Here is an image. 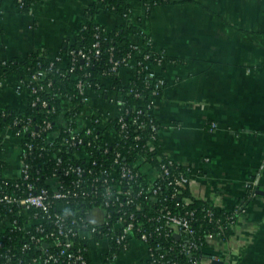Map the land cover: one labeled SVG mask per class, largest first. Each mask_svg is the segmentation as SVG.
<instances>
[{
  "label": "crops",
  "instance_id": "0c3cea01",
  "mask_svg": "<svg viewBox=\"0 0 264 264\" xmlns=\"http://www.w3.org/2000/svg\"><path fill=\"white\" fill-rule=\"evenodd\" d=\"M88 4L39 0L26 14L14 0H0V108L24 111L28 99L17 74L3 76V62L33 51L56 57L65 39L76 37ZM133 8L146 18L143 2ZM96 20L109 28L127 23L106 9ZM148 23L155 51L178 59L153 66L164 80L152 113L165 154L190 168L192 194L218 209L234 210L252 186L232 235H209L205 250L232 264H264V0H174L154 7ZM133 75L131 66L121 70L124 83ZM20 156L12 130L0 132L9 176L20 174ZM90 244L92 264H148L141 240L112 259L106 240Z\"/></svg>",
  "mask_w": 264,
  "mask_h": 264
},
{
  "label": "built area",
  "instance_id": "2783aa9c",
  "mask_svg": "<svg viewBox=\"0 0 264 264\" xmlns=\"http://www.w3.org/2000/svg\"><path fill=\"white\" fill-rule=\"evenodd\" d=\"M137 1L143 2L146 15L149 7L143 0ZM132 12L134 15V8ZM134 39L135 54L113 61V70L124 63L122 69L131 66L135 75L145 70L149 77H159L149 94L136 93L141 98L139 106L147 107L153 117L150 120L152 133L144 131L145 121L135 114L136 104L132 110L126 107L125 97L131 94V90L123 93L112 89V81L105 76L106 73L101 77L104 89L97 87L95 90L94 84L88 81V72L82 75L76 72V59L80 58L87 66L98 59L99 42L94 44L95 53L85 49L71 50L61 58L65 66L70 65L66 77L69 75V87L81 96V103L76 102L74 93H54L51 79L44 83L47 73L42 70L26 77V83L37 85L34 89L30 90L25 82L20 81L28 96L37 91L49 94L48 101L37 98L33 105L41 102L42 107H48V122L43 129L48 130V164L52 163L53 167L48 175L41 176L46 162L41 160L33 164L27 160L33 149L26 140L28 126L16 131L10 127L21 142L20 174L13 177L4 168L0 169V264H16L17 254L30 255L32 252H38L40 256L34 257L30 264H49L62 257L66 264H88L80 249L73 250L75 237L89 242L106 240L109 250L113 243H117L124 248L123 251L138 239L146 243L149 259L153 257L148 233L137 228L134 218L136 212L143 211L142 203L148 197L153 202L159 200L161 186L157 182L162 175L141 149L156 151L154 139L158 136L159 124L152 113L153 97L163 88L164 80L153 66H164L168 56L165 52L155 51L153 39ZM138 57L147 61L145 66ZM52 59L60 60L58 56ZM52 69L53 62L48 72ZM105 79L110 80L109 85L104 83ZM129 113H132L131 118ZM137 113L142 114V110ZM53 117L55 121L51 119ZM154 119L157 123L153 122ZM37 132L33 131L32 135H39ZM24 140L28 151L23 150ZM52 146H55L54 150H51ZM157 159L162 161L163 158L157 154ZM178 166L168 156L167 162H161L165 175L170 177L168 185L175 186L173 195L180 191L178 186H186L190 180L189 169L179 173L171 171V167ZM185 201L190 202V199ZM84 204L89 206L85 219L68 216L69 211L77 213ZM243 210L236 211L237 215ZM96 211L100 212L101 221H96ZM231 218L228 228L232 231L237 219ZM161 219L169 233L191 239L192 231L186 217L166 206L158 216V220ZM85 220L88 224L84 223ZM14 235L21 244H6ZM51 244L59 250L58 253L50 252ZM214 260L221 258L210 255L196 263L212 264Z\"/></svg>",
  "mask_w": 264,
  "mask_h": 264
},
{
  "label": "trees",
  "instance_id": "16d2710c",
  "mask_svg": "<svg viewBox=\"0 0 264 264\" xmlns=\"http://www.w3.org/2000/svg\"><path fill=\"white\" fill-rule=\"evenodd\" d=\"M18 9L22 13H30L32 8L39 0H14ZM146 6L149 7L146 13V18L143 20L142 17H135L133 15L132 9L133 4L136 0H89L88 7L84 11L85 21L80 25L77 35L74 40L65 39L62 47L59 49L57 56L60 60L53 61L52 58L48 56L46 52L33 51L23 60L20 59H7L3 62L4 73L3 76L6 77L10 74H17L20 81L26 83V77L40 70L47 73V78L44 83H47L51 79L52 91L70 93L74 92L69 87V75L68 69L70 65L62 62L61 58L66 53L71 50H91L95 53L94 44L96 42L100 43V54L98 59L91 62L88 66L86 63L82 62L81 59H76L75 63L77 66L76 72L78 75H82L85 72L90 74L88 81L94 84V89H104L102 84V76L110 78L112 81V89L120 92H126L131 90V94L125 97L126 107L132 110L133 105L136 104L137 110H142V114L136 115L140 119L145 121L144 131L152 133L151 119L153 118L149 114L147 107L139 106L141 98L136 95L137 92L149 94L151 88H153L159 77H149L145 70H140L136 75L127 82L124 83L121 70L124 63H121L117 70H113V61H120L123 58H128V56L135 54L133 48V37L138 39L144 38V41L152 39V34L149 26V17L151 15L152 9L156 6L162 4L172 3L174 0H143ZM106 9L112 13H115L126 19V24L115 25L114 27H107L104 24L99 23L96 18L102 9ZM73 56H71V59ZM138 60L142 62V65H146L142 57H138ZM151 60H154L152 58ZM150 61V60H149ZM168 62H177L178 59L168 57ZM53 62V69L48 72L49 67ZM49 73V75H48ZM30 90L34 89L36 84L26 83ZM98 85V86H97ZM149 87V89L147 88ZM76 102L81 103V96H77L74 93ZM49 94L46 91H37L28 96L27 106L24 111H18L13 107L6 106L0 108V132L7 128L12 127L14 131L28 126V131L26 132L27 141L33 145L28 161L36 164L41 160L46 162V168L42 171L41 176L50 173L53 167L52 163L48 164V143L46 138L48 136V130H44L46 122H48V107L44 108L41 106V102L33 105V101L37 98L40 100L48 101ZM52 98V97H51ZM149 98V97H148ZM147 98V99H148ZM149 101V99H148ZM147 102V101H146ZM129 118L132 117V113H129ZM55 121V117L51 118ZM19 120V123H15ZM154 123H157L155 119ZM33 131L37 132L39 135L33 136ZM154 144L156 146V151L152 152L146 148L141 149L142 153L157 167L161 173V178L158 180V184L161 186L159 200L153 202L149 200L143 201L144 209L141 212H136L134 218L135 224L148 233V244L152 249L153 257L148 259V264H201L196 263L200 259H204L208 254L205 248L208 246L209 235H216L220 233L225 239H228L233 231L228 228V223L232 219H237V213L245 209V203L253 196L252 186L248 187L247 193L245 195V200L239 202L237 207L232 211H226L224 209H218L214 204L209 203L205 200L196 198L190 189L189 183L186 186H178L180 191L173 195L175 191L174 184L168 185L170 177L165 175L163 169L161 168V162H167V155L165 154L163 147L160 143L158 136L154 139ZM55 146H52L51 150H54ZM28 151V147L25 146V140L23 141V150ZM42 153V156L40 155ZM157 154L162 156V161L157 159ZM49 166V167H48ZM5 169V164L0 161V169ZM190 168L179 164L176 168L171 167L172 172L179 173ZM46 175V176H47ZM189 198L190 202L185 200ZM170 208L175 213L184 216L188 219L190 230V240L183 237H177L172 233H169L165 228L164 220H158V216L165 207ZM89 210V206L84 204L79 212L69 211L68 216L72 217L77 215L78 217H83L85 219L86 212ZM238 211V212H236ZM87 219V218H86ZM84 223L88 222L85 220ZM160 228L157 231V228ZM136 235H138V230H135ZM12 240H7L6 244H21V240L15 235ZM98 237V236H97ZM99 239V238H98ZM75 242V248L73 250L80 249L84 258L88 264H92V254L90 249L89 240H83L79 237L73 238ZM129 247L131 244H128ZM124 248L117 243H113V247L108 254V259H112L120 254ZM50 252L58 253L59 250L51 244ZM38 252H32L30 255L24 253L17 254L15 257L16 264H30L34 257H39ZM49 264H66L65 258H60L58 262H53Z\"/></svg>",
  "mask_w": 264,
  "mask_h": 264
},
{
  "label": "water",
  "instance_id": "95a60500",
  "mask_svg": "<svg viewBox=\"0 0 264 264\" xmlns=\"http://www.w3.org/2000/svg\"><path fill=\"white\" fill-rule=\"evenodd\" d=\"M257 193H262L261 190H256ZM212 264H232L230 261L227 260H214Z\"/></svg>",
  "mask_w": 264,
  "mask_h": 264
}]
</instances>
